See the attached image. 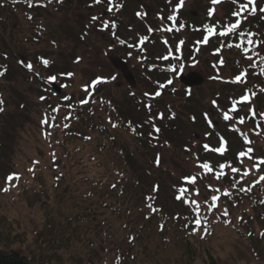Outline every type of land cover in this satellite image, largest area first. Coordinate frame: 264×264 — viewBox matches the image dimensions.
<instances>
[{
  "label": "rangeland",
  "instance_id": "374dc122",
  "mask_svg": "<svg viewBox=\"0 0 264 264\" xmlns=\"http://www.w3.org/2000/svg\"><path fill=\"white\" fill-rule=\"evenodd\" d=\"M126 1L127 6L118 15L117 6H112V3L109 4V7L113 10L108 11V8L101 3L96 4L95 0H66L57 10L51 8L50 14L42 12L44 24L41 25V29L34 30L41 34V38L32 31L30 21L25 20L22 15H18L17 18L15 15L9 14L8 10H0L1 18L9 19L7 28L0 27V52L5 55L2 57L6 59L8 72L6 77L0 79V97L4 107L0 114L1 186L5 184L2 182L4 175L16 172L20 177V184L32 180L33 183L39 182L41 179L39 175L32 173L30 169L36 164H39L43 169L42 174L46 180L52 178L56 173L52 168L54 158H58L68 165V160L63 155V152L67 150L72 154L71 160L75 164H78L80 159L86 160L89 155L94 156L95 159L98 158L101 165L96 173L112 178L113 172L109 163L101 156V153L96 155L99 153L95 147L98 133L92 131L90 136L87 132V135L90 136L89 141L80 136L78 138L67 137L66 143L63 144L55 139L52 141V137L58 134V128L51 129L42 121L46 116H56V121L60 124L71 100L78 99L82 104L81 101L85 99L83 91L85 88H81V86L96 74L108 76V79L113 78L114 74L117 75L113 82L103 86L105 87L104 94L116 99L122 114L130 118L137 117L136 107L127 103L123 96L129 92L136 93L138 96L142 93L150 95L152 98L157 96L159 86L154 85L156 74L151 73L144 64H141V59L137 57L132 48L125 52L123 47L109 38L106 30L98 27V19L101 15L104 17L116 16L120 22L121 35L126 41H130L139 33H145L142 23L138 20H144L140 14L141 7L147 11V15L149 13L148 19L154 23H156V20H153L155 12L159 11L165 14L155 6L156 1L154 0ZM166 1L174 2V0H160L161 4ZM227 2L231 3V0H224L223 3L215 5V13L211 19L221 20L229 12L228 9L231 5L226 4ZM256 2L258 8L264 7V0H256ZM150 5L155 11L151 9ZM211 7L213 5L210 4V0H184L179 12L183 11L185 12L183 16L190 17L192 15L196 21L202 22L203 19L210 18L208 10ZM173 8L176 10V7ZM245 15L247 14L245 13ZM94 16L98 17L95 21L91 19ZM34 23L36 24V22ZM181 32L183 31L176 30L170 35V38H165V44L158 43L155 39V41L150 40L149 44L142 48L145 52L152 53L151 57L152 59L154 57L156 63H160L165 57L169 58L166 65L169 67L170 73L161 76L165 84H169L168 81L171 80V84L180 87L176 76L182 69H184V73L198 72L205 78L203 86L192 90L190 97L186 98L181 92H164L161 102L155 104L157 106L155 108H159L163 112L162 114L170 113L168 129L163 128L159 132L155 131L153 120L155 122L156 118L153 115H150L151 117L143 115L144 123L142 122L141 128H144L146 133L145 140L141 143L121 129L110 128L103 116L97 115L92 118L95 121L104 122L107 126L105 129L109 134H112L110 139H114V145L126 151L130 156L134 177L126 182L128 184L125 190V201L126 206L131 210L130 223L145 225L147 228L146 236L143 237L145 246L142 243L144 247L155 249L154 245L164 244L160 247V255L166 258L169 257V253L170 256H178L183 253L182 250L177 251L175 248L170 250L172 245L167 251L166 238L173 236L172 230L153 231L157 229V221L148 207L149 204H152L151 200L157 198L156 202L176 217V223L181 229L197 226L192 223L197 214L189 207L173 201L177 199L178 195H181L179 189L183 187L187 191L182 196L190 198V200H197L200 208L206 212L207 216L212 217L216 224L218 238L211 241L210 249H208L218 260L231 263V260L235 258L238 264H264V257L261 259L254 257L247 244L242 239H237L236 232L231 230L232 224L242 231L264 226L257 216L255 218L256 213L250 208V200L259 192L256 191L257 184L262 183V181L254 182L264 174V165H260L259 171L253 167L254 164L259 163L261 158H264V131L261 128H256L250 122V119L241 111L239 104L237 107L240 110L232 111L233 101H238L242 96H237L236 100L235 93L225 84L227 80L232 82L231 80L243 70L242 62L243 68L245 69V66L247 68V62L241 61L239 55L233 50H212L214 46L212 47L209 42L201 43L203 38L200 41L196 39L197 44L196 37L193 34L190 35L189 32L182 35V40L178 36ZM181 41H183L182 44ZM190 41L192 46L186 47L184 44ZM170 52H173L172 57ZM42 54L50 58L47 59L50 65L48 69L44 68L36 57V55ZM121 59L127 61V70L123 75L127 76L130 72L136 79L128 85V89L122 75L124 67L118 61ZM221 59L225 61L223 65L220 63ZM28 64L33 66L32 70L28 69ZM69 73L72 75H68ZM50 76H55V82L63 88L61 95H56L48 88L50 82H54L48 79ZM218 78L223 83L216 82ZM259 87L260 83L252 85L255 92L260 91ZM66 97L67 99H65ZM261 97L264 99L263 95ZM213 101L216 103L214 104ZM54 108H59V112L55 115L52 114ZM225 112L232 117L230 119L232 126L241 130L251 141V144L242 146L236 141L237 138L234 135L227 132L225 125L221 122ZM173 116H175L174 120H172ZM239 117L245 118L243 124L239 123ZM204 119L207 124L208 121L216 123V134L218 133L225 141L229 140L230 142L227 143L226 148L231 149L232 155L226 150L227 153L224 152L226 155L222 163L230 161L234 167L250 170V174L241 183L236 184L235 189L237 190L234 192L229 187L240 179V173H231L230 169L226 168L224 171L227 175L217 180L214 172L205 174L202 169L197 167L198 162L211 161L215 170L219 171L216 168V163L221 159L219 156H222L218 152L204 149L205 144L209 145L210 149L221 146V140L217 141L216 134L203 124ZM49 132L50 136L47 135ZM59 137L60 134L56 138ZM249 147L254 149L249 154L253 159H249L246 155L241 158L243 160V164H241L237 160V153L246 151ZM51 150H53L52 154H55L53 158ZM67 167L62 172L68 171ZM78 171V168L71 169V174L76 175ZM196 173H200V177L195 185L182 179ZM241 187L246 189L250 187L251 190L240 191ZM154 188L157 190L154 191ZM217 188L220 189L219 192L215 191ZM195 189L199 190V196L195 195ZM225 189L232 195L224 196ZM14 194H11L10 191H0V217L16 221V225L13 227L0 226V233L5 235L4 241L8 243L11 242L8 238L20 231L25 233L27 240L31 241L40 230L42 218L48 211L39 202L30 205L28 202H24L25 198L21 199L22 201H15ZM212 195L219 196V200L216 202L217 206L209 210ZM225 209L227 215L223 214ZM115 219H113L112 226L115 227L118 241L112 242L99 231L93 233L92 237L95 239L93 249L95 250L91 257L94 264H110L112 262L114 254L111 252L112 244L121 248V252L127 251L125 235L129 229L124 230L126 226H122L121 222L117 218ZM184 225H187V228ZM200 226H202V222ZM176 234H179L178 231ZM220 237L222 240L218 241ZM123 238L125 241H121ZM144 247H136L132 253L140 255Z\"/></svg>",
  "mask_w": 264,
  "mask_h": 264
},
{
  "label": "trees",
  "instance_id": "16d2710c",
  "mask_svg": "<svg viewBox=\"0 0 264 264\" xmlns=\"http://www.w3.org/2000/svg\"><path fill=\"white\" fill-rule=\"evenodd\" d=\"M40 4L46 6L48 3L44 0H31V6H29V0H0V9L19 11V14H25V17L29 18L37 16L36 13L39 11L38 6ZM252 22L257 23L254 19ZM251 23L242 24V29L257 33L249 26ZM259 23L264 25L261 21ZM237 37V35L229 36V43L238 42ZM253 40H257V37L254 36ZM244 46L255 48V45L249 46L246 43ZM255 50L264 55L262 49L255 48ZM249 55H252L253 60L257 63V67L253 70L255 73H259L260 67L264 65H260L259 58L253 52H249ZM2 58L0 53V72H3L2 76L6 77L7 70ZM251 63L252 61H249V64ZM258 77L264 83V75ZM250 84V82H247L243 90L239 89V91H245V93L251 95V103L245 105V108L248 115H251V123L264 130V117L260 116V113H264V99L260 94L252 96L253 91L249 89ZM249 108L255 110V118H253ZM84 114L83 110L76 109L72 119L77 121L76 126L86 129L87 120ZM66 125L67 127L60 130L59 142L63 144L66 143L65 139L69 135L80 134L78 128L71 127L70 117L67 119ZM92 130H98L95 145L99 153H96V155L101 153V156L109 163L113 172L112 178L96 173L101 165L98 158L95 159L94 156L89 155L86 160L80 159L78 164H75L72 163V154L68 150L63 152L68 160V165H65L58 158H54L52 168L56 173L50 179L46 180L43 176V169L39 164L32 166L31 172L38 174L41 178L40 181L33 183L32 180L18 184L12 194L15 193V201L25 198L24 202H28L30 205L39 202L48 213L42 218L40 230L31 241L27 240L25 233L20 231V233L13 234V237H9L8 239L11 242L8 243L4 241L5 235L0 233V264H94L91 257L95 250L93 249L95 245V239L92 237L93 233L99 231L112 242L118 241L115 227L112 226V222L116 220L115 218L121 222L122 226H126L124 230L129 229L125 235L127 238L125 239L127 241V251L121 252V248L112 244L111 252L114 254L110 264H238L235 258L231 260V263L218 260L209 251L211 241L218 238L216 229L213 226L207 227L206 231V226H200L198 229H181L173 215L162 205L153 207L158 211L152 212L159 225L158 227H161L160 230L164 232L168 229L172 230L173 236L166 238L167 251H169V246L172 245L170 250L175 248L177 251L182 250L183 253L178 256H170L169 253V257L166 258L160 255V247L164 244L154 245L155 249L144 247L143 237L146 236L147 232L145 233V231L147 228L145 225L140 226L130 223L129 214H131V210L126 206L125 201V190L128 184L126 182L134 177V173L131 171L133 166L130 157L126 151L116 147L114 140L106 136L103 130L95 127ZM230 132L237 133L239 131L230 130ZM237 135V139L241 143H245V135L241 133ZM56 137L57 135L54 139L57 140ZM49 140L51 141V139ZM49 143L52 144V142ZM52 151H50L51 154ZM51 157H54L53 154ZM66 166H68V171L62 172ZM76 168L79 170L76 175L71 174V169L75 170ZM2 187L0 185V189ZM229 188L237 190L233 187V184ZM257 188L259 192L250 200V208L257 214L258 220L264 224V181L258 184ZM189 205L192 206V204ZM200 215L204 217L203 210H200ZM14 225H16L15 220L11 218L5 220L0 217V226L13 227ZM177 231L179 234H176ZM233 231L236 232L237 239H242L247 244L254 257H257V259L264 257V226L254 227V229L247 231L234 227ZM125 240L123 238L121 241ZM221 240L222 237L218 241ZM136 247H144L140 255L132 253Z\"/></svg>",
  "mask_w": 264,
  "mask_h": 264
},
{
  "label": "snow or ice",
  "instance_id": "6c2138e0",
  "mask_svg": "<svg viewBox=\"0 0 264 264\" xmlns=\"http://www.w3.org/2000/svg\"><path fill=\"white\" fill-rule=\"evenodd\" d=\"M102 2H103V0H95L96 4H100ZM223 2H224V0H210V4L213 5V7L209 8V10H208V16L210 18L214 16L215 5L221 4ZM109 3L111 4L112 0H109ZM231 3L233 5H235V8H234V10L231 13L232 17L236 18L235 21L234 22H228V23H225L223 25H221L219 21H217L216 23H214L212 25L205 24L203 26V28H204V31H205L206 34L203 36V39H202L201 43L207 44L209 42V38L210 37H213V36L217 35V31H216L217 27H220L222 29L218 33V35L221 36V37H228L230 34L231 35H237L238 36V42H236V43H227L225 45L223 43V41H221V47H225V46L228 47V48H233L234 47V48H236V49L241 51V53L243 54L245 59H247L249 61H252V63L249 64L248 68L243 69L232 80L233 83H246L247 76L249 74H254V75H257V76L264 75V66L260 67L259 73H254V72L250 73L249 72V69H254L255 67H257L256 61L253 60L252 55H249V52H253L254 55L259 58L260 65H264V55H261V52L255 50V48H259V47L264 46V40H253L254 36H259L261 34L254 33V32L247 31V30H243L242 29V24H243V22L247 21L249 16H255L257 14V11H259L260 13H264V7H259L258 8L256 0H244V2H241V0H231ZM183 4H184V0H179V3L176 5V11L177 12L179 11L180 7L183 6ZM29 6H31V0H29ZM121 6L122 5H117V10ZM112 10L113 9L111 7L108 8V11H112ZM245 13H247V15H245ZM29 18H31V17H29ZM262 18H264V17H262ZM92 19L95 21V20L98 19V17L94 16V17H92ZM161 19H163V17H161ZM167 19L171 20V21H175L176 20V16H175V14H173V15H170ZM105 27H107V23H105ZM113 27H115L114 24H113ZM183 27H184L183 24L179 25V28H183ZM164 30L171 31L172 29L171 28H165ZM177 30H179V29H177ZM149 31H151V29H149ZM144 40H147V37H142L141 38V42H143ZM120 43L123 44L125 42L124 41H120ZM180 43L182 44L183 41H181ZM245 43L247 45H249V46L255 45V48L254 47H246V46H244ZM219 50L220 49H217V51H219ZM165 59H167V57H165ZM42 63L45 66H47L49 64V61L48 60H42ZM220 63L223 65L225 63V61L223 59H221ZM27 67H28L29 70H32V68H33V66L31 64H28ZM3 74H4L3 72H0V76H2ZM68 75H72V74L69 73ZM114 78L115 77H113V79ZM48 79L50 81H55L56 77L55 76H50ZM99 82H100V80L97 79V80L92 82L91 86H94L95 84H97ZM168 83L171 84L172 81L169 80ZM85 91H87V87L85 88ZM261 91H264V88H262ZM156 95L158 96V95H160V93L157 92ZM252 95L254 96L255 93H252ZM41 99H44V97H41ZM65 99H67V97ZM0 103H2V102H0ZM81 103H88V101L87 100H83V101H81ZM213 103L215 104L216 102L213 101ZM239 103H250V97L247 94H245L238 101H233L232 111H239L240 110L237 107V104H239ZM52 111L58 113L59 112V108H54V109H52ZM249 111L252 113L253 118H255V116H256L255 110L253 108H249ZM260 116L264 117V113H260ZM67 118L68 117H65V119H67ZM223 118L225 120L232 119V117L227 112L224 113V117ZM51 120L54 122L56 120V116H52ZM244 121H245L244 117H239V123L240 124H243ZM42 123L49 124V119H48L47 116L42 121ZM58 126L59 125H56L55 123L49 124V127H58ZM64 127H67V125H64ZM113 127H116V125L113 124ZM155 131L159 132L160 129L156 128ZM47 135L50 136L51 133L49 132V133H47ZM245 140H246V142L248 144H251V141H247L246 136H245ZM226 145H227V141H225L223 139V137H221V146L219 148L210 149L209 145L205 144L204 145V149L206 151L207 150L215 151V152H218L221 155H223L224 152L227 150L226 149ZM253 151H254V149L249 147V148L246 149V151H241V152L237 153V160L241 164H243V160L241 158L245 157L246 155H248L249 159H253V157L251 155H249ZM53 156H55L54 153H53ZM197 160H198V157H197ZM260 165H264V158H261L259 160V163L258 164H254L253 167H255L257 169V171H259ZM197 167L202 169L205 174L214 172L215 173V178L217 180H220L223 176L227 175V173H225V171H224V169H226V168L230 169L231 173H240V179L237 180L236 183L233 184V187H236V184L241 183V181H243V179L250 174V170L249 169L241 170L240 168L234 167L230 161L219 164L218 165L219 171H216L214 169L213 165L210 162H208V161H204L202 163L198 162L197 163ZM198 177H200V173H196V174L191 175V176H186V177H183L182 179L187 181L191 185H195ZM15 179H19V176L17 174H11V175H9L6 178V182L11 183ZM260 181H264V174L260 175L259 178L254 183H259ZM209 187L211 188V185H209ZM4 190L7 191V188L4 189ZM156 190L157 189L154 188V191H156ZM239 190L240 191H250L251 188L249 187V188L246 189L244 187H241ZM179 191H180L181 195H178L176 197L178 200L182 198V195L187 191V189L182 187V188L179 189ZM215 191L219 192L220 189L217 188V189H215ZM195 195L196 196L200 195L198 189H195ZM223 195L224 196H231L232 193L225 189L224 192H223ZM149 199H152V197H149ZM184 199H185L186 203L189 202L187 197H184ZM218 200H219V196H217V195H212L211 196L212 203L209 206V210H211V208H214V207L217 206L216 202ZM190 203L192 205H194L193 211L197 214L196 218L192 221V223H194L197 226H200L201 225V218L199 217L200 204L195 199H192L190 201ZM206 203H207V201H206ZM148 207L152 211H158V209L153 208L151 204H149ZM223 214L224 215L228 214L226 209H225ZM206 230L207 229L205 228V231Z\"/></svg>",
  "mask_w": 264,
  "mask_h": 264
},
{
  "label": "water",
  "instance_id": "95a60500",
  "mask_svg": "<svg viewBox=\"0 0 264 264\" xmlns=\"http://www.w3.org/2000/svg\"><path fill=\"white\" fill-rule=\"evenodd\" d=\"M179 80L181 83H184L188 88L200 86L203 84L202 77L196 73L189 74L187 76L182 75L179 77ZM52 87L57 89L58 92H60V89H58L55 85H53Z\"/></svg>",
  "mask_w": 264,
  "mask_h": 264
},
{
  "label": "flooded vegetation",
  "instance_id": "af4514ba",
  "mask_svg": "<svg viewBox=\"0 0 264 264\" xmlns=\"http://www.w3.org/2000/svg\"><path fill=\"white\" fill-rule=\"evenodd\" d=\"M119 62H120V65H123V67H124V70H122V71H123V72L126 71V70H127V65H126L125 63H123L122 61H120V60H119ZM123 72H122V73H123ZM122 75H123V74H122ZM123 78H126V76L123 75Z\"/></svg>",
  "mask_w": 264,
  "mask_h": 264
}]
</instances>
